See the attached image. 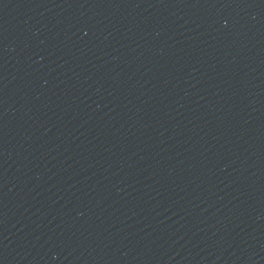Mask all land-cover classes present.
<instances>
[{"label": "water", "instance_id": "1", "mask_svg": "<svg viewBox=\"0 0 264 264\" xmlns=\"http://www.w3.org/2000/svg\"><path fill=\"white\" fill-rule=\"evenodd\" d=\"M0 264H264V134L1 181Z\"/></svg>", "mask_w": 264, "mask_h": 264}]
</instances>
